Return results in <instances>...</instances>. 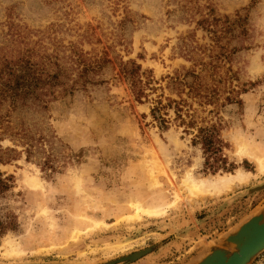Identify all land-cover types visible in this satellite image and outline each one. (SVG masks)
<instances>
[{
	"label": "rangeland",
	"instance_id": "obj_1",
	"mask_svg": "<svg viewBox=\"0 0 264 264\" xmlns=\"http://www.w3.org/2000/svg\"><path fill=\"white\" fill-rule=\"evenodd\" d=\"M28 69L57 79L40 101L0 98V264H192L264 212V172L240 151L264 156V0H0V81ZM193 80L215 89L212 104ZM157 100L184 104L192 132L173 108L161 127ZM211 125L223 141L212 166L192 143ZM236 169L250 181L218 196L183 184ZM8 241L19 256H4Z\"/></svg>",
	"mask_w": 264,
	"mask_h": 264
},
{
	"label": "trees",
	"instance_id": "obj_2",
	"mask_svg": "<svg viewBox=\"0 0 264 264\" xmlns=\"http://www.w3.org/2000/svg\"><path fill=\"white\" fill-rule=\"evenodd\" d=\"M89 71L90 67H88V65L86 64H83V68L81 70L80 75H86ZM139 71L140 66L135 65L134 63H132L130 69H123L124 77L128 79L131 86H133L134 88H136L138 84L141 83L137 75ZM79 77L82 78V76ZM53 79H57V76H47L45 78L36 77L34 75V70L32 71V69H28L27 73L25 72L19 74L13 79L0 81V98L10 99V102L13 106L16 104L17 101H20L21 105H25V102L28 99L40 101L42 98L41 96L45 95L46 93H49V90L55 84L52 81ZM76 82L77 81H74V84ZM86 82V77H83L82 85H84ZM57 83L63 86V93H71L75 89L74 84L69 86L64 81L60 80H58ZM183 85L189 88L191 96H193L194 98L199 97V99H201L200 101L203 104H209L215 101L213 99L215 95V89L213 90V94L209 95L201 94L199 91L201 85L199 83H196L194 80L192 81V83L185 82ZM38 90L42 91L40 93H37L36 91ZM136 94L137 97L140 98L143 95V90L138 88ZM226 100L229 101L230 98H227ZM168 108H173L175 119L178 120L179 124L184 127V131L186 133H191L193 130L192 128H194L196 124L194 114L190 113L189 109H185V105L181 104L180 102H174V104H172L171 102L167 105H162L160 100L156 101L155 105L151 108V114L155 119L158 120L159 125H161V127L166 126V123L168 121L165 119L164 115H167L166 111ZM192 143L193 145H200L204 155L206 156V163H209V165L211 164V166L212 164L216 163L219 157L221 156L223 141L219 136V132L216 125L202 126L197 128L195 131V135L192 138ZM210 159L213 160L212 163H210ZM0 163H4V161L0 160ZM1 177L2 173L0 172V193L8 188V185L1 179ZM3 233L4 229H0V235H2Z\"/></svg>",
	"mask_w": 264,
	"mask_h": 264
},
{
	"label": "water",
	"instance_id": "obj_3",
	"mask_svg": "<svg viewBox=\"0 0 264 264\" xmlns=\"http://www.w3.org/2000/svg\"><path fill=\"white\" fill-rule=\"evenodd\" d=\"M218 244L192 264H250L264 250V212L250 216Z\"/></svg>",
	"mask_w": 264,
	"mask_h": 264
},
{
	"label": "bare ground",
	"instance_id": "obj_4",
	"mask_svg": "<svg viewBox=\"0 0 264 264\" xmlns=\"http://www.w3.org/2000/svg\"><path fill=\"white\" fill-rule=\"evenodd\" d=\"M240 151H241V154L246 155L247 157H251V158L254 157L253 159L256 162L258 172L259 173L264 172V156H261V155L260 156H252V154L250 153V150H247L245 148H242V150H240ZM147 157H148L147 161L153 160L152 154H148L146 156V158ZM152 170L148 168V171L151 174V178L153 177L154 183H156L155 182L156 181L155 176L152 174V172H153ZM251 175L252 174L250 172H246L242 169H236V171L233 174H225L222 176L221 175L212 176V178L198 179V178H195L194 176H192L190 171H188L186 173V176L183 179V184L185 185V187L190 192L194 193L195 195L201 196L204 193H208V194L213 195V196H218L221 192L233 191L236 187H240L242 185L247 184L250 181ZM29 184L31 186L38 185L37 182L33 179L30 181ZM262 186L264 187V182L262 185H258L256 187H254L253 189L259 190ZM133 206L135 207L136 211H138V212L155 213V214L157 213V211H155V210L149 211L148 209H143L142 206L138 202H136V204H133ZM131 219H133V218H131ZM7 243H8L9 247L5 249L6 251L4 253V256H10V257H14L11 255L19 256V253L17 252V250H19V249H17L18 247H16V243H12L9 241Z\"/></svg>",
	"mask_w": 264,
	"mask_h": 264
}]
</instances>
